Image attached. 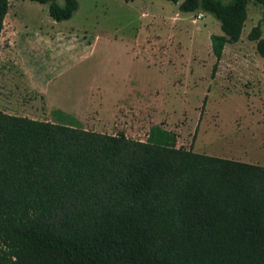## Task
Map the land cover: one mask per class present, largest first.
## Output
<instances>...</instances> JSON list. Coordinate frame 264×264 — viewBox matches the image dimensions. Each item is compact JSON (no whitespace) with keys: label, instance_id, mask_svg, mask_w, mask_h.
<instances>
[{"label":"trees","instance_id":"obj_1","mask_svg":"<svg viewBox=\"0 0 264 264\" xmlns=\"http://www.w3.org/2000/svg\"><path fill=\"white\" fill-rule=\"evenodd\" d=\"M68 21L77 0H29ZM178 4L180 0H167ZM250 2L183 0L219 22L216 64ZM9 0H0V40ZM264 58V36L248 34ZM0 112V264H264V166Z\"/></svg>","mask_w":264,"mask_h":264},{"label":"rangeland","instance_id":"obj_2","mask_svg":"<svg viewBox=\"0 0 264 264\" xmlns=\"http://www.w3.org/2000/svg\"><path fill=\"white\" fill-rule=\"evenodd\" d=\"M59 5L64 0H55ZM167 0H77L53 21L48 5L9 0L0 40V112L146 141L159 126L176 147L264 166V58L248 34L216 64L219 22Z\"/></svg>","mask_w":264,"mask_h":264},{"label":"crops","instance_id":"obj_3","mask_svg":"<svg viewBox=\"0 0 264 264\" xmlns=\"http://www.w3.org/2000/svg\"><path fill=\"white\" fill-rule=\"evenodd\" d=\"M74 118V117H73ZM75 119V118H74ZM78 121V120H77ZM79 122V121H78ZM80 123V122H79ZM207 155V154H206ZM210 156H212V155H210ZM220 158H224V157H220ZM225 159H228V158H225ZM231 160H233V159H231ZM236 161H240V162H243L242 160H236ZM245 163H249V164H253L252 162H250V161H245ZM258 165V164H257Z\"/></svg>","mask_w":264,"mask_h":264}]
</instances>
